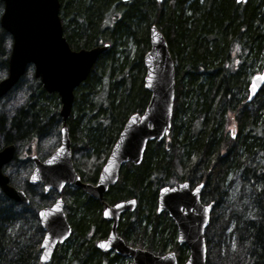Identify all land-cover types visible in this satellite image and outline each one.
<instances>
[{
	"label": "trees",
	"instance_id": "16d2710c",
	"mask_svg": "<svg viewBox=\"0 0 264 264\" xmlns=\"http://www.w3.org/2000/svg\"><path fill=\"white\" fill-rule=\"evenodd\" d=\"M60 2L64 34L74 49L110 43L75 90L67 121L74 166L83 182L97 181L127 119L143 113L149 102L144 55L152 25L165 35L175 62L176 99L169 135L149 142L139 165L126 164L102 201L79 187L64 189L73 231L50 264H130L129 258L96 246L111 228L102 217L104 202L130 197L138 200V207L121 216L120 235L130 245L157 254L170 248L182 264L186 250L177 242L169 214L157 212L158 193L163 185L199 179L205 184L202 200L215 202L206 231L207 264H264V86L248 102L251 77L264 65V0ZM2 11L0 0V17ZM11 44V35L0 24V79L7 74ZM15 93L23 101L8 116L4 101ZM0 104V149L17 147L4 171L30 198L24 205L0 189V264H41L44 231L38 212L53 202L54 193H45L27 178L19 186L9 169L30 170L29 156L34 149L39 152L42 140L54 137L59 142L60 98L44 89L30 66ZM227 119L233 133H226ZM234 179L239 183L232 192ZM230 226L235 249L223 251Z\"/></svg>",
	"mask_w": 264,
	"mask_h": 264
},
{
	"label": "water",
	"instance_id": "95a60500",
	"mask_svg": "<svg viewBox=\"0 0 264 264\" xmlns=\"http://www.w3.org/2000/svg\"><path fill=\"white\" fill-rule=\"evenodd\" d=\"M236 1L246 3L248 0ZM2 2L0 24L11 35L12 44L7 74L0 80V99L14 88L27 68L33 65L34 75L40 79L44 89L49 93H57L61 102L60 144L45 159L36 154L31 156L34 168L29 177L32 185H41L46 193L54 191L58 195L51 205L38 212L44 230L40 261L47 264L52 260L57 245L64 243L72 234L62 197L64 187H80L93 198L103 200L108 189L117 183L123 166L128 162L139 165L149 142L162 141L169 134L175 106V62L165 35L157 25H152L149 34L150 49L144 55V84L151 93L149 103L142 114L134 113L127 119L97 182H83L74 166L67 121L73 109L75 90L88 78L110 43L73 49L64 35L60 0ZM263 86L264 68L249 83L248 102L255 98ZM15 155V144L0 149V189L8 198L29 205L27 193L10 184V178L4 172V167ZM33 173L38 176L35 181L32 179ZM204 185L200 183L191 189L190 183L184 181L175 186H163L158 195V213L168 211L178 226V242L186 243L190 249L185 264H207L205 231L214 204L201 202ZM137 207L136 198L105 204L103 217L110 219L112 225L108 237L98 241V248L103 251L115 250L117 254L131 258L132 264H179L174 251L155 254L150 250L128 245L118 234L121 215L126 211H135ZM104 244L107 246L102 247Z\"/></svg>",
	"mask_w": 264,
	"mask_h": 264
},
{
	"label": "rangeland",
	"instance_id": "374dc122",
	"mask_svg": "<svg viewBox=\"0 0 264 264\" xmlns=\"http://www.w3.org/2000/svg\"><path fill=\"white\" fill-rule=\"evenodd\" d=\"M131 52L134 53L135 50L134 48L131 49ZM252 78V77H251ZM8 100V99H7ZM5 100L4 103L6 104L5 107V112L8 113V116L12 115L14 113V111L16 110V108L22 103L23 101V96L20 93H15L8 101ZM1 104H0V110H1ZM226 126H225V130L226 133H233V123L231 121V119H227L226 120ZM59 142L57 141V139H55L54 137L52 138H48L45 140H42L39 143V152L34 149V153L38 154L39 156H41L42 158L46 155H48L49 153H51L57 146H58ZM37 148V147H36ZM24 154V155H22ZM20 155L21 158L25 157V153H22ZM32 166L29 170L25 171V167L24 168H17L15 169V165L11 166L9 169V172L11 173L13 179L15 180L16 183H18L19 186L24 185V181L25 179L29 177V174L31 172ZM239 181H237V179H234L232 186H231V190L232 192H234L238 186ZM40 189H38L39 191ZM225 206L222 205L221 209L224 208ZM70 210L67 209V212L69 213ZM224 212V211H223ZM228 212V211H227ZM225 212V213H227ZM231 231V226L229 227V229L226 231V239H224L223 242V251H225L227 249V246L230 248V250H234L235 249V243L233 241V239L231 238V236H229V232ZM168 250V249H167Z\"/></svg>",
	"mask_w": 264,
	"mask_h": 264
},
{
	"label": "flooded vegetation",
	"instance_id": "af4514ba",
	"mask_svg": "<svg viewBox=\"0 0 264 264\" xmlns=\"http://www.w3.org/2000/svg\"><path fill=\"white\" fill-rule=\"evenodd\" d=\"M176 99V98H175ZM32 153L33 152H31V155H32ZM47 156V155H46ZM31 164H33L32 166H34V163H33V161L31 160ZM180 182H184V180L183 181H176L175 183H173L172 185H177V184H179ZM189 182V181H188ZM190 183V188L192 189V188H194L195 186H197L198 184H200V183H203L202 181H200V179H199V181H196V182H189ZM30 184V183H29ZM39 188H41L40 186H38ZM204 188H205V185H204ZM204 188L202 189V191H201V202L203 203V204H209V203H211V202H213V201H210V202H205V201H203L202 200V193H203V191H204ZM42 189V188H41ZM89 195V194H88ZM95 199V198H94ZM99 201H102V200H99ZM107 203H109V202H104V205H103V208H102V217H103V209H104V206H105V204H107ZM213 204H214V206H213V210H214V208H215V202H213ZM157 206H158V203H157ZM67 207H66V203H65V211H66V214L68 213L67 212ZM213 210H212V213H213ZM164 212H166V211H164ZM163 213V212H162ZM168 213V212H167ZM212 213H211V217H212ZM169 214V213H168ZM170 216V215H169ZM211 217H210V222H211ZM104 218V217H103ZM104 219H106V220H109L110 222H111V225H112V221L110 220V219H107V218H104ZM121 219V218H120ZM173 221H174V223H175V225H176V227H177V242H178V226H177V223H176V221L173 219V218H171ZM120 221V220H119ZM210 224V223H209ZM118 226H119V224H118ZM208 227H209V225L207 226V228H206V231H207V229H208ZM110 230H111V228H110ZM117 231H118V227H117ZM109 233H110V231H109ZM109 233H108V235H109ZM118 234L120 235V233L118 232ZM108 235L105 237V238H103V239H106L107 237H108ZM121 236V235H120ZM122 237V236H121ZM205 237H206V232H205ZM123 238V237H122ZM124 239V238H123ZM100 240H102V239H100ZM125 240V239H124ZM98 241L99 240H97V242H96V246H97V243H98ZM126 241V240H125ZM67 242V241H66ZM66 242H64V243H62V244H65ZM127 242V241H126ZM128 243V242H127ZM129 244V243H128ZM59 245H61V244H59ZM58 245V246H59ZM179 245L180 246H182V247H184V249L186 250V256L184 257V261H183V263L185 264V262L188 260V258H189V255H190V249H189V247H188V245L186 244V243H183V244H180L179 243ZM57 246V247H58ZM56 247V248H57ZM97 248H98V246H97ZM168 249H170V248H168ZM56 250V249H55ZM101 251H103V250H101ZM103 252H112V253H116L115 252V250H110V251H103ZM55 253V252H54ZM117 254V253H116ZM117 255H119V254H117ZM176 255H177V258H178V262H179V264H180V259H179V256H178V254L176 253ZM121 256V255H120ZM53 257H54V254H53ZM53 257H52V259H53ZM123 257V256H122ZM52 262V261H51ZM51 262H49V263H51ZM48 263V264H49ZM182 263V264H183ZM130 264H131V262H130Z\"/></svg>",
	"mask_w": 264,
	"mask_h": 264
},
{
	"label": "snow or ice",
	"instance_id": "6c2138e0",
	"mask_svg": "<svg viewBox=\"0 0 264 264\" xmlns=\"http://www.w3.org/2000/svg\"><path fill=\"white\" fill-rule=\"evenodd\" d=\"M51 161H49V163H50ZM32 179L35 181V180H37L38 179V176L35 174V173H33V175H32ZM107 214V213H106ZM41 215H43V213H41ZM102 247H106L107 245L106 244H104V245H101Z\"/></svg>",
	"mask_w": 264,
	"mask_h": 264
}]
</instances>
